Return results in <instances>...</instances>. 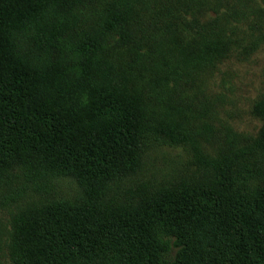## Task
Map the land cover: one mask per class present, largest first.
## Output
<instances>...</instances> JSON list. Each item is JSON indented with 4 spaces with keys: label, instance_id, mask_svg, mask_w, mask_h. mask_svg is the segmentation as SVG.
Masks as SVG:
<instances>
[{
    "label": "trees",
    "instance_id": "trees-1",
    "mask_svg": "<svg viewBox=\"0 0 264 264\" xmlns=\"http://www.w3.org/2000/svg\"><path fill=\"white\" fill-rule=\"evenodd\" d=\"M222 3L264 26V0H0L8 264H264V94L252 134L195 91L241 52L192 25ZM165 145L188 161L149 174Z\"/></svg>",
    "mask_w": 264,
    "mask_h": 264
},
{
    "label": "rangeland",
    "instance_id": "rangeland-1",
    "mask_svg": "<svg viewBox=\"0 0 264 264\" xmlns=\"http://www.w3.org/2000/svg\"><path fill=\"white\" fill-rule=\"evenodd\" d=\"M216 5V4H215ZM227 7L232 10L231 5L226 3ZM218 6V5H217ZM225 4L219 5L217 12L210 11L211 18H198V22H182L186 27L191 24L201 30L204 34L208 30H218L219 28L229 31L233 41L235 51H241L240 54L233 53L228 60L218 64L212 71L210 77H204L200 73V78L195 79V91L201 101L213 106L212 115L221 119L219 124H228L235 131H245L254 133L261 124V120L251 115V107L257 97L264 94V41L255 43L257 47L248 52L243 51V47L255 42L256 37L264 33V26L259 27L249 21L246 17L238 16L237 12L224 10ZM244 9V8H243ZM224 12V13H223ZM224 15V16H223ZM250 16V15H249ZM248 16V17H249ZM227 17L229 23H223ZM189 18V17H188ZM161 20V19H160ZM167 20V19H165ZM160 21L159 30L163 26ZM259 34V35H257ZM177 35V34H173ZM201 35V34H200ZM169 36H164L169 43ZM166 37V38H165ZM212 37V34H209ZM212 39V38H210ZM222 41L224 38L222 36ZM163 40L157 41L163 44ZM184 45V43H183ZM185 46V45H184ZM179 52L190 55L187 48L176 47ZM194 83V84H195ZM180 89V88H179ZM200 90L203 92L201 93ZM209 94V95H207ZM178 93V92H177ZM208 112L206 113V115ZM195 115V114H194ZM192 116V123L198 122L196 116ZM210 117L209 115L204 119ZM217 124V123H216ZM164 148L153 153L154 158L149 166L150 172L156 175L164 174L176 168H182L183 163L188 161L186 153L178 148L165 145ZM29 196L24 195L13 201L7 198L3 192H0V264H8V247L10 240L11 216L19 212L28 205Z\"/></svg>",
    "mask_w": 264,
    "mask_h": 264
}]
</instances>
